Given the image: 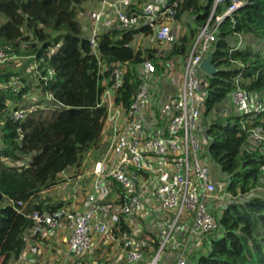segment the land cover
I'll return each mask as SVG.
<instances>
[{"label": "trees", "instance_id": "obj_1", "mask_svg": "<svg viewBox=\"0 0 264 264\" xmlns=\"http://www.w3.org/2000/svg\"><path fill=\"white\" fill-rule=\"evenodd\" d=\"M83 1L0 0V44L11 46L16 58L30 60L29 65L40 63L37 80L36 70L28 67L32 81L9 69L17 59L0 64V264H17L28 246L25 232L31 222L10 200L36 199L44 190L62 183L63 173L71 167L79 168L85 152L101 141L108 115L101 96L112 83L114 64L128 63L124 84L116 96V102L128 108L139 85L136 66L146 58H155L163 70L165 61L172 57H186L215 3L178 1L176 26L185 29L171 51L156 57V47L136 48V34L150 32L145 27L114 28L104 30L97 45L98 57L78 20V6ZM243 1L218 27L212 51L217 72L205 75L203 82L207 113L226 105L220 103L228 98L231 103L238 85L264 98V0ZM232 3L224 0L218 4L216 14ZM240 35L247 38L246 43L240 44L239 39L233 42ZM58 43L60 46L49 56ZM51 68L53 74L49 73ZM14 78L27 83L38 81L41 95L30 94L32 84L14 91L10 85ZM46 92L53 93L55 101H49ZM24 106L34 107L24 118L15 119L13 109ZM245 120L237 112L217 116L207 129L210 158L222 174L229 175L228 189L238 197L250 194L263 182V153L259 146L251 145L247 129L264 130V113L247 124V129L243 127ZM114 189L122 193L116 183ZM242 198L226 204L220 217L216 212L222 233L206 238L208 251L197 257L198 264H264V196ZM34 208L43 209V204L28 205L26 212ZM120 222L132 230L122 215ZM159 246L155 236V250Z\"/></svg>", "mask_w": 264, "mask_h": 264}, {"label": "built area", "instance_id": "obj_2", "mask_svg": "<svg viewBox=\"0 0 264 264\" xmlns=\"http://www.w3.org/2000/svg\"><path fill=\"white\" fill-rule=\"evenodd\" d=\"M93 1L98 6L88 11L85 25H81L83 36L89 40L97 56L98 42L108 29L145 27L152 31V39L159 43L156 57L171 51L178 40L174 28L179 0ZM223 2L215 0L210 17L183 59L184 74L176 94L168 97L155 95L154 83L161 74L155 58H146L136 66L138 89L130 106L124 108L116 102V96L124 84L128 63L114 64L112 83L101 96L102 105L107 107L105 127L111 132L110 146L90 172L92 182H88L85 188L89 193H83L86 206L77 207V199L73 203L71 199H60L54 205L39 203L35 199L17 203L10 200L19 212L29 217L31 224L25 232L28 244L50 243L64 231L67 233L65 258L76 264H86L87 256L95 253L97 236L107 237L116 247L123 249L127 264H160L169 251L175 253L172 264H198L199 255H190L191 244L195 238L210 239L222 233L216 212L220 217L227 206L218 195L220 180L216 177L218 173H214L216 168L210 155L199 156L202 139L209 141L208 124L204 126L201 121V104L207 95L203 82L204 76L208 75L203 63L214 49L220 23L245 3L233 0L222 13L216 14L217 5ZM144 34L148 33L136 35ZM60 44L50 49L49 56ZM14 59L17 58L12 47L0 44V64ZM39 65V62L32 64L36 80L40 78L37 73ZM101 65L107 69L106 63ZM49 73L53 74L54 69H49ZM10 85L19 92L23 81L14 78ZM45 95L49 101H55L53 93L46 92ZM230 100L235 111L245 117V129L264 113V98L239 85ZM33 107L13 109L12 115L17 120L22 119ZM247 130L251 145L259 146L263 153L260 170L264 181V130L259 127ZM114 183L123 194L114 189ZM111 194L115 196L113 201L109 198ZM102 200H105L106 207L101 204ZM31 204H43V209L26 212ZM145 207L152 214L161 215L158 223L160 246L150 258L136 245L133 232L122 227L120 222L121 215L127 223V219L136 217ZM107 208L111 209L110 219L104 215ZM38 249L39 246L31 253L33 257L25 258L23 253L17 263L36 264L34 256Z\"/></svg>", "mask_w": 264, "mask_h": 264}, {"label": "crops", "instance_id": "obj_3", "mask_svg": "<svg viewBox=\"0 0 264 264\" xmlns=\"http://www.w3.org/2000/svg\"><path fill=\"white\" fill-rule=\"evenodd\" d=\"M163 76H164L163 74H161L160 76L158 75L156 79V83H154V88H155V93H156L155 95L168 97V96H172L176 94L181 84L179 85V83H176L174 81V79L177 78L174 75V71L171 72L167 77H163ZM169 78L172 79L171 83H168L167 81H165L166 79H169ZM109 137L111 138V132L109 131L108 127H105L103 136L100 142H102L103 140H108L109 146H110ZM109 146H108V149H109ZM94 167L90 168L89 170H85L86 172H83L85 174H80L78 177L81 179L88 177L90 175V172L94 169ZM72 168L73 167H71L70 169ZM65 180H66L65 185L67 186V189H63L61 191L62 197H63L62 199H71L72 203L74 202L75 199H77L76 206L81 209L84 208L86 206V203L85 204L83 203L84 201L83 190L86 188V186L83 187V183H82L83 181L76 178L75 182L69 183L71 179L67 178ZM90 182H92V179H90ZM69 184L70 186L68 187ZM59 185L60 184H58L57 187ZM51 189L52 188L44 190L42 193L49 191ZM88 193H89V189L86 192V194ZM112 194H114V192ZM112 194L109 196V198H111V201H113L114 200L113 198H115V196ZM105 203H106L105 200L101 201V204L104 205V207H106ZM110 210L109 208H107L106 213H104L105 217H107L108 219H110V212H111ZM160 216L161 215L152 214L151 211L145 207L141 211V213L138 214L136 217L127 219V223L131 226L132 228L131 231L133 232L135 236L136 245L145 252L148 258L152 257L156 251L155 250V236L158 237V231H159L158 223H159ZM66 238H67V233L62 231L60 235L52 239L50 243L49 242L48 243L47 242H40V243L37 242V245L35 243L36 246L33 243H29L27 246V250L24 252L25 253L24 256L25 258L30 257L31 253H33L39 246L37 255L34 256L36 264H76L74 260L67 261L65 258L66 251H67L66 250L67 245H65ZM207 242L208 240L206 239V237L195 238L190 248L191 257H193L194 255H199V251L202 248H204V246L207 247ZM203 243H205V245H203ZM95 246H96L95 253L87 256L86 264H93L95 262L101 263V264H127L125 257H124V250L116 247L115 243L112 242L107 237L97 236L95 239ZM207 251H208V248L206 252ZM174 254L175 253L171 251H169L168 253L166 252L160 264H172L174 260V256H175ZM31 257H33V255Z\"/></svg>", "mask_w": 264, "mask_h": 264}, {"label": "rangeland", "instance_id": "obj_4", "mask_svg": "<svg viewBox=\"0 0 264 264\" xmlns=\"http://www.w3.org/2000/svg\"><path fill=\"white\" fill-rule=\"evenodd\" d=\"M97 2L93 1V0H85L83 1V3H81L78 6L79 9V15H78V20L80 21V23L82 25H85L86 22V14L88 13V11H90L91 9L97 8ZM188 16V15H187ZM190 15L187 17V19H189ZM184 26L181 25L180 26H176L174 28V34L175 36L178 38L180 37V35L184 32ZM153 38V33L152 31L148 34H144L142 36H135V39L133 40V45L136 48H140V47H156L157 45H159V43H156L155 40L152 39ZM240 40V44H244L247 41V38L244 35H240V36H235V38H233V42H236V40ZM185 57H181V56H176V57H172V59H170V61L166 62V68L161 70L159 68V74H163V77H167L171 72L174 71V75L177 77L174 79V81L176 83H179V85L182 83V79H183V68H182V64H183V59ZM17 62L14 63L13 65L9 66L11 70H13L14 72H17L20 76H26L27 78H30V81H32V77L31 75H33L32 73L29 75L28 74V67L32 66L29 65V61L25 60L24 58L21 59H17ZM163 63V61L161 62V64ZM34 71V70H33ZM31 72V71H30ZM35 73V71H34ZM179 79V81H178ZM171 78L166 79L165 81H167L168 83H171ZM173 81V82H174ZM31 86V92L30 94L32 96H37V95H41L42 91H40L36 85L39 84V82L37 81V83H27V82H23V86L24 85H30ZM229 98L224 101L223 103H220V105L222 104H226L223 106L218 107L216 110H214L213 112H209L207 113L205 111V101L202 102L201 104V108H202V116H201V121L203 123V125L205 126L206 124H209L212 120H214L217 116L221 117V116H228L230 113H236L234 106L230 103ZM228 110H227V109ZM0 136H1V132H0ZM206 136V135H205ZM1 138V137H0ZM110 138V137H109ZM209 141H205L204 139H202V150L199 153L200 157H207L209 156ZM108 146H109V142L108 140H103L102 142H99L98 144H96L95 146H93L90 150H88L87 152H85V154L83 155L82 158V164L79 168L73 167L72 169L68 170L67 172H65L62 176L65 179H71V181L69 183H73L76 181V178L80 179L81 181H83V187L87 186L90 182V177H85L83 179L79 178L78 176L80 174H85L83 172H86L85 170H89L90 168H93L94 165L99 161L102 160L105 156V154L108 151ZM214 169L216 168V171L214 170V173H218L217 176L220 180V185H219V191H218V195L220 196L221 201H223L225 204H228L230 201L239 198L237 200H240L242 197L243 199H248L252 196L255 195H262L264 196V181L258 186L257 189L253 190L250 194L247 195H242L240 197L234 195L233 193H231L228 189V185H229V175L227 174H222L223 172H221V170L219 168H217V166L214 164L213 165ZM222 175V177H221ZM65 181H63L62 183H60V185L57 187H52L51 190L46 191L44 193H40L39 195H37L35 198V201L39 200V203H46L49 205H54L57 203V201H61L60 199H62V193L61 191L63 189H67V186L65 185ZM70 186V184L68 185V187ZM61 189V190H60ZM88 189H84L83 192L86 195ZM83 194V196H85ZM223 209V208H222ZM221 209V210H222ZM220 234V233H219ZM205 240V239H204ZM203 245H205V243H203ZM208 247L204 246V248H202L199 251V255L206 253ZM198 254V253H197Z\"/></svg>", "mask_w": 264, "mask_h": 264}, {"label": "water", "instance_id": "obj_5", "mask_svg": "<svg viewBox=\"0 0 264 264\" xmlns=\"http://www.w3.org/2000/svg\"><path fill=\"white\" fill-rule=\"evenodd\" d=\"M203 68L209 76H212L217 72V68L213 62V53H210L204 60Z\"/></svg>", "mask_w": 264, "mask_h": 264}]
</instances>
